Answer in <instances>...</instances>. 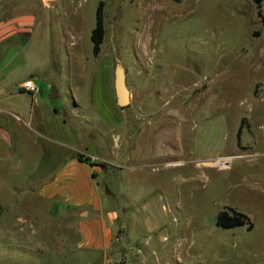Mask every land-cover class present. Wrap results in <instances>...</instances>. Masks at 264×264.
<instances>
[{"label": "rangeland", "instance_id": "1", "mask_svg": "<svg viewBox=\"0 0 264 264\" xmlns=\"http://www.w3.org/2000/svg\"><path fill=\"white\" fill-rule=\"evenodd\" d=\"M99 1L43 8L34 47L7 81L38 65L84 117L85 140L102 143L107 159L116 153L118 164L106 166L126 225L118 234L139 264H264V0L262 14L254 0H104L106 35L96 55ZM117 62L132 105L145 106L159 89L167 106L181 97L162 128L147 125L141 110L112 128L86 120L95 114L89 94L98 70ZM231 208L253 227L220 226L219 212Z\"/></svg>", "mask_w": 264, "mask_h": 264}, {"label": "crops", "instance_id": "2", "mask_svg": "<svg viewBox=\"0 0 264 264\" xmlns=\"http://www.w3.org/2000/svg\"><path fill=\"white\" fill-rule=\"evenodd\" d=\"M55 1L0 0V264H139L118 234L126 225L114 201V169L106 166L118 164L116 153L107 159L102 143L85 140L84 117L45 83L38 65L7 81L34 47L41 11ZM115 65L98 70L89 94L95 114L86 120L100 127L129 115L117 100ZM30 77L36 92L23 86Z\"/></svg>", "mask_w": 264, "mask_h": 264}, {"label": "trees", "instance_id": "3", "mask_svg": "<svg viewBox=\"0 0 264 264\" xmlns=\"http://www.w3.org/2000/svg\"><path fill=\"white\" fill-rule=\"evenodd\" d=\"M259 8V13L262 14V2L263 0H254ZM104 5L105 1L100 0L96 9V23L91 32V39L93 41V52L97 55L100 52L101 45L104 42L106 35V27H105V18H104ZM241 129V128H240ZM239 129V136H240ZM78 156L82 159L89 160L90 157L85 156L82 153H79ZM104 166L105 163H102ZM217 223L224 227L230 228L237 225L247 224L249 228L253 227V222L251 221L249 215L243 211H239L235 208H231V210H221L218 214Z\"/></svg>", "mask_w": 264, "mask_h": 264}, {"label": "flooded vegetation", "instance_id": "4", "mask_svg": "<svg viewBox=\"0 0 264 264\" xmlns=\"http://www.w3.org/2000/svg\"><path fill=\"white\" fill-rule=\"evenodd\" d=\"M130 87V86H129ZM131 89V87H130ZM163 89H159L157 91V95L153 96L152 99L148 100L146 99L145 106L143 107H137L132 105L133 103V97L134 93L133 90L131 89V98L129 104H127L125 107H127L129 111V116L133 117L136 114V110H141L142 114L146 116V123L149 126L153 125H163L164 122H166V114L168 113L169 109L175 106V108H181L182 107V99L181 97H177L175 100L174 106L173 105H168L167 106V101L164 99V95H162ZM164 94V93H163ZM149 98V97H147ZM171 102V101H168ZM169 118V117H168Z\"/></svg>", "mask_w": 264, "mask_h": 264}, {"label": "water", "instance_id": "5", "mask_svg": "<svg viewBox=\"0 0 264 264\" xmlns=\"http://www.w3.org/2000/svg\"><path fill=\"white\" fill-rule=\"evenodd\" d=\"M115 89L119 104L121 106L129 104L131 89L127 82L126 67L120 62H117L115 66Z\"/></svg>", "mask_w": 264, "mask_h": 264}, {"label": "built area", "instance_id": "6", "mask_svg": "<svg viewBox=\"0 0 264 264\" xmlns=\"http://www.w3.org/2000/svg\"><path fill=\"white\" fill-rule=\"evenodd\" d=\"M23 86H24L27 90H29V91H31V92H36V91L39 90V84L35 81V79H34L33 77H30V78L26 79V80L24 81V83H23ZM227 160H228V159L226 158V159H225V162L228 163ZM226 165H227V164H226Z\"/></svg>", "mask_w": 264, "mask_h": 264}]
</instances>
